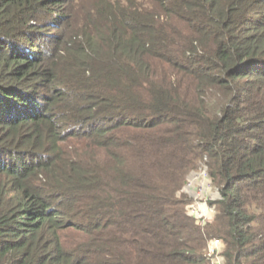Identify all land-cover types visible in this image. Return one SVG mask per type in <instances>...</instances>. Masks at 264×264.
Wrapping results in <instances>:
<instances>
[{
	"label": "trees",
	"instance_id": "trees-1",
	"mask_svg": "<svg viewBox=\"0 0 264 264\" xmlns=\"http://www.w3.org/2000/svg\"><path fill=\"white\" fill-rule=\"evenodd\" d=\"M215 238L264 264V0H0V264H211Z\"/></svg>",
	"mask_w": 264,
	"mask_h": 264
},
{
	"label": "built area",
	"instance_id": "built-area-1",
	"mask_svg": "<svg viewBox=\"0 0 264 264\" xmlns=\"http://www.w3.org/2000/svg\"><path fill=\"white\" fill-rule=\"evenodd\" d=\"M182 191L183 193H188L193 199L195 196L203 198H201L202 203L200 205L201 208L205 207V205L207 206L206 213L204 212V214H201L197 210V208L191 204V206H189V213L194 217L200 219L199 223L203 224L207 220H209V218L213 214V208L208 203V200L214 198L216 195L207 170L205 168H201L197 171L192 172ZM222 247L223 244L220 239L215 238L209 241L207 253L211 264H224L221 255Z\"/></svg>",
	"mask_w": 264,
	"mask_h": 264
},
{
	"label": "rangeland",
	"instance_id": "rangeland-1",
	"mask_svg": "<svg viewBox=\"0 0 264 264\" xmlns=\"http://www.w3.org/2000/svg\"><path fill=\"white\" fill-rule=\"evenodd\" d=\"M79 1H80V3L85 4V5L89 6V7L90 6L92 7L93 5H95V0H79ZM185 184L186 183H184L183 187L185 186ZM183 187H182V189H183ZM182 189H181V191H182ZM201 198L202 197H198V196H195L194 199L192 198V200L188 204V210H189V206L194 205L201 214H204V212L206 213V210H207L206 207L207 206L205 205V207L201 208L200 204L202 203L201 200L203 199V198L202 199ZM208 207H209V205H208ZM197 220L199 222L200 219L197 218Z\"/></svg>",
	"mask_w": 264,
	"mask_h": 264
}]
</instances>
